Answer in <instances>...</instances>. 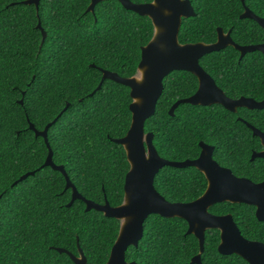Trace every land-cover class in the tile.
Here are the masks:
<instances>
[{
  "label": "trees",
  "instance_id": "1",
  "mask_svg": "<svg viewBox=\"0 0 264 264\" xmlns=\"http://www.w3.org/2000/svg\"><path fill=\"white\" fill-rule=\"evenodd\" d=\"M21 1L0 0V39L5 52L12 53L13 67L19 68L0 78V129L6 143L14 146L12 166L0 174V264H73L67 254L55 247L77 255V241L87 264H105L119 221L93 209L85 211L81 200L66 206L71 189L65 188V178L59 171L43 166L47 146L28 125L30 122L35 129L43 130L58 116L47 130L53 163L63 166L84 198L98 204L104 200L111 206L121 204L129 164L123 147L113 139L123 137L130 125L129 88L105 79L95 89L101 80L99 69L121 77L136 73L141 47L150 40L153 27L149 18L124 9L117 0L101 1L93 12L85 11L90 0H40L37 10L33 4ZM190 3L195 14L182 19L180 43H212L218 27L224 32L230 30L238 45L264 43V30L252 19L239 18L243 11L241 0ZM244 3L264 18V0ZM54 14L75 24L77 35L67 37L50 26L48 21ZM38 21L46 33L42 43L41 32L36 28ZM97 26L100 32L86 35ZM69 39L82 44L74 54L78 74L71 70ZM22 52L26 55L22 56ZM66 57L69 70L64 72L61 64ZM199 64L230 98L243 95L259 100L264 96V56L259 51L239 58V52L227 46L204 55ZM197 84L195 76L187 71H172L163 79L155 112L144 123L145 133L153 135L158 155L169 161L194 159L199 153L198 143L203 141L215 147L213 157L234 175L254 182L263 180L264 159H250L253 150L261 149L259 139L237 117L264 132V109L238 108L232 113L220 105L183 103L170 116L172 104L194 93ZM37 94L39 104L33 103ZM82 124L92 131L81 139ZM28 172L33 174L18 181ZM153 185L168 202H190L203 193L206 180L194 167L165 166L154 177ZM37 194L42 196L39 204ZM45 207L48 211L40 216L39 209ZM254 209L243 203L223 202L209 210L215 214L230 213L246 238L264 242V221L256 220ZM29 229L33 230L30 234ZM186 231L187 223L181 218L151 214L143 222L138 245L126 249L125 259L137 264H191L199 247L197 239ZM218 243V230H207L202 264H248L235 254H219Z\"/></svg>",
  "mask_w": 264,
  "mask_h": 264
},
{
  "label": "water",
  "instance_id": "2",
  "mask_svg": "<svg viewBox=\"0 0 264 264\" xmlns=\"http://www.w3.org/2000/svg\"><path fill=\"white\" fill-rule=\"evenodd\" d=\"M39 1L23 0L21 2L27 5L33 4L37 10ZM101 1L103 0H90L85 11L93 12L94 6ZM117 1L124 9L149 18L153 27L150 40L141 47L136 73L130 77H121L115 72L99 69L101 80L99 87L95 89L98 90L105 79L129 88L130 125L123 137L113 139L114 143L123 147L129 164L124 178L123 200L121 204L111 206L107 200H104L103 204H98L84 198L69 180L63 166L53 163L52 151L47 141V130L58 116L43 130L35 129L30 122L28 125L35 136L43 138L47 146L48 152L43 166L51 167L64 176L65 188L71 189V198L66 206H70L74 200H81L85 204V211L93 209L101 212L105 217L119 221L118 233L105 264H137L135 261H126L125 251L129 246L138 245L143 236V222L151 214L164 218L177 217L186 221L188 226L186 234H192L198 240L199 245V251L192 257L191 264H202L200 258L203 252L204 232L207 229L220 231V243L217 247L220 254H236L248 264H264V243L245 239L230 214L218 216L208 211L212 205L220 202L244 203L255 207L257 220H264V180L253 182L248 178L233 175L230 169L219 166L212 159L213 146L203 142L199 143L200 154L195 159L166 160L157 154L152 143V133L144 131V123L154 114L157 99L162 93L163 79L172 71H187L193 74L197 79L198 87L193 95L179 99L172 104L168 111L170 116H173L177 106L183 103L194 106L216 104L230 112H235L240 107L263 109L264 99L256 102L250 98L241 97L236 100L228 98L216 86L213 78L200 66L199 60L204 55L222 50L227 46H232L237 50L239 58L253 51H259L264 56V44L238 45L232 40L230 30L224 32L220 27L216 29V39L212 43L182 44L178 41L181 21L195 14L190 0H151L146 3H133L130 0ZM241 2L243 4L244 0ZM239 18L252 19L264 30V18L254 14L248 7H244ZM36 28L41 32L42 43L46 33L39 21ZM19 103L21 104L22 100ZM67 106L68 104L64 109ZM248 126L263 147L262 151L251 154V160L256 157L264 158V133ZM137 134L139 143L132 149L129 147V142H133ZM130 135H132L131 138L128 137ZM165 166L196 168L206 179L205 190L190 202H168L153 185L154 177ZM32 174V172L25 173L18 181ZM76 246L77 255L59 247H55V250L67 254L73 264H87L78 241Z\"/></svg>",
  "mask_w": 264,
  "mask_h": 264
},
{
  "label": "snow or ice",
  "instance_id": "3",
  "mask_svg": "<svg viewBox=\"0 0 264 264\" xmlns=\"http://www.w3.org/2000/svg\"><path fill=\"white\" fill-rule=\"evenodd\" d=\"M49 24L52 26L57 32H63L65 36L67 37H75L77 35V27L75 24H73L71 21L57 17L55 14L49 18ZM64 25V27H61ZM69 27L72 28V31L69 32ZM101 29L99 26L97 28L92 29L90 32L86 33L88 36L95 35L96 33L100 32ZM68 43L71 45L70 48L67 49L69 56L73 57L72 61V72L76 73V68L75 64L78 63L74 59V54L79 52L81 50L82 44L78 40L75 39H69ZM61 45H64V41L61 40ZM101 47H102V42H101ZM22 56H25L26 53H21ZM12 53H6L4 50V42L2 39H0V78H3V76L7 72H16L19 71L18 67H13V60L11 59ZM91 63V62H89ZM61 68L64 70V72H67L69 70V59L68 57L65 58L64 62L61 64ZM78 74V73H76ZM34 78V77H33ZM52 78L50 77V83H52ZM96 87H99L97 85ZM33 103L39 104L40 103V96L39 94L35 95L33 98ZM3 121V116L2 113H0V124H2ZM92 129L87 125V124H82L80 126L79 130V136L82 139L85 136L90 135ZM129 138L132 137V135L128 136ZM139 143V138L138 134L133 142H129V147L133 149L134 145L137 146ZM13 148L14 146L11 144L6 143L2 129H0V174H2L6 167H11L12 166V161L14 159V154H13ZM37 204L42 199V196L40 194H37L35 197ZM48 209L45 208H40L39 209V215L43 216L45 212H47ZM32 229H29V234L32 232ZM3 235V228L0 226V236ZM3 241L0 240V246H2Z\"/></svg>",
  "mask_w": 264,
  "mask_h": 264
},
{
  "label": "flooded vegetation",
  "instance_id": "4",
  "mask_svg": "<svg viewBox=\"0 0 264 264\" xmlns=\"http://www.w3.org/2000/svg\"><path fill=\"white\" fill-rule=\"evenodd\" d=\"M242 3V2H241ZM244 4V5H243ZM242 4V6H243V9H244V7H248V6H246L245 5V3H243ZM243 12V11H242ZM258 16V15H257ZM260 44H264V43H260ZM198 83V82H197ZM216 84V83H215ZM217 86V85H216ZM197 87H198V84H197ZM218 87V86H217ZM219 88V87H218ZM221 89V88H220ZM196 90H197V88H196ZM196 90L194 91V93L196 92ZM222 90V89H221ZM223 91V90H222ZM224 92V91H223ZM194 93H192L191 95H193ZM225 94V93H224ZM190 95V96H191ZM226 95V94H225ZM227 96V95H226ZM189 97V96H188ZM228 97V96H227ZM241 97H243V98H250V99H253L254 101H256V102H260V101H262L263 99H264V96L261 98V99H255V98H253V97H251V96H239V97H237V98H230V97H228V98H230V99H234V100H236V99H239V98H241ZM187 98V97H186ZM182 99V98H181ZM179 100V99H178ZM214 105H216V104H214ZM198 106H200V105H198ZM211 106V105H210ZM240 108H244V107H240ZM264 109V108H263ZM263 109H248V110H263ZM226 110V109H225ZM237 110H238V108H237ZM236 110V111H237ZM228 111V110H227ZM236 111L235 112H232V113H236ZM230 112V111H229ZM173 115H174V113H173ZM237 119L240 121V122H242V123H244L250 130H251V128L248 126V125H250V126H252V127H254V128H256V129H258L257 127H255L254 125H252V124H250V123H248L247 121H245L244 119H242L241 117H237ZM259 130V129H258ZM260 132H262V133H264L263 131H261V130H259ZM251 132H252V130H251ZM252 134H253V132H252ZM254 136V135H253ZM258 138V137H257ZM200 142H203V141H200ZM199 142V143H200ZM199 143H198V145H199ZM204 143V142H203ZM259 143H260V140H259ZM205 144H207V143H205ZM207 145H210V146H213V145H211V144H207ZM260 146H261V143H260ZM214 150H215V147L213 146V151H212V159L219 165V166H221V167H224V168H228V169H230L229 167H226V166H223V165H221L214 157H213V153H214ZM263 150V147L261 146V149H259V150H253L252 152H251V154L253 153V152H260V151H262ZM158 154V153H157ZM199 154H200V146H199V153H198V155L195 157V158H197L198 156H199ZM194 158V159H195ZM256 158H258V157H256ZM250 159H251V156H250ZM264 159V158H263ZM186 160V159H185ZM192 160V159H191ZM183 161V160H182ZM230 171L232 172V170L230 169ZM232 174H233V172H232ZM234 175V174H233ZM204 176V175H203ZM236 176V175H235ZM238 177V176H237ZM205 178V177H204ZM245 178V177H244ZM206 180V179H205ZM264 180V179H263ZM252 181V180H251ZM262 181V180H261ZM254 182V181H253ZM258 182H260V181H258ZM206 188V187H205ZM205 190V189H204ZM157 191V190H156ZM199 197V196H198ZM196 199V198H195ZM194 199V200H195ZM220 203H223V202H220ZM228 203H230V202H228ZM217 204V203H216ZM244 204V203H243ZM248 205V204H247ZM213 206V205H212ZM250 206H252V205H250ZM254 207V206H253ZM255 208V207H254ZM210 209V208H209ZM211 214H214V215H218V216H221V215H226V214H230V213H225V214H215V213H213V212H211L210 210H208ZM231 215V214H230ZM232 216V215H231ZM254 216H255V209H254ZM256 218V217H255ZM232 219H233V216H232ZM257 220V219H256ZM185 221V220H184ZM258 222H263L264 220H262V221H259V220H257ZM186 222V221H185ZM233 222H234V220H233ZM235 223V222H234ZM235 225H236V223H235ZM236 227H237V225H236ZM187 228H188V226H187ZM238 228V227H237ZM207 230H211V229H207ZM207 230H205V232L207 231ZM216 230H218V229H216ZM239 230V229H238ZM240 231V230H239ZM187 232V231H186ZM205 232H204V237H205ZM218 232H219V243H220V231L218 230ZM240 234L245 238V239H247V240H250V239H248V238H246L241 232H240ZM192 235V234H191ZM253 241H256V240H253ZM197 242H198V240H197ZM258 242H260V241H258ZM219 243H218V245H219ZM261 243H264V242H261ZM218 245H217V247H218ZM198 247H199V245H198ZM203 249H204V243H203ZM198 251H199V249H198ZM198 253V252H197ZM196 253V254H197ZM219 253V252H218ZM195 254V255H196ZM202 254V253H201ZM220 254V253H219ZM194 255V256H195ZM223 255V254H222ZM226 255H232V254H226ZM236 255V254H235ZM193 256V257H194ZM238 256V255H237ZM240 257V256H239ZM192 259V258H191ZM243 259V258H242ZM200 260H201V258H200ZM244 260V259H243ZM191 261V260H190ZM191 263V262H190ZM202 263V262H201Z\"/></svg>",
  "mask_w": 264,
  "mask_h": 264
}]
</instances>
